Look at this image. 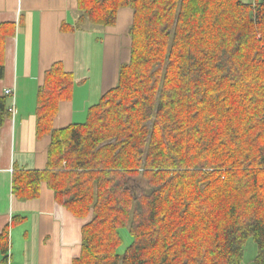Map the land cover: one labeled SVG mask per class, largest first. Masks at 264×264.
<instances>
[{"label":"trees","instance_id":"16d2710c","mask_svg":"<svg viewBox=\"0 0 264 264\" xmlns=\"http://www.w3.org/2000/svg\"><path fill=\"white\" fill-rule=\"evenodd\" d=\"M77 2L63 30L113 28L132 10L129 60L85 123L62 129L74 74L62 62L45 72L36 136L49 139L47 167L16 171L14 196L37 200L46 184L88 220L72 264H243L249 239L264 264V0ZM14 35L0 24V80ZM11 106L0 96V134ZM8 240L7 227L5 255Z\"/></svg>","mask_w":264,"mask_h":264},{"label":"crops","instance_id":"0c3cea01","mask_svg":"<svg viewBox=\"0 0 264 264\" xmlns=\"http://www.w3.org/2000/svg\"><path fill=\"white\" fill-rule=\"evenodd\" d=\"M77 1L0 0V24L15 25V35L6 44L0 96L14 91L16 108L0 134V235L9 229V249L3 254L1 244L0 264H72L80 256L82 227L88 220L58 205L46 184L37 200L24 201L13 194L16 171L47 167L49 139L36 136L37 94L45 72L62 62L74 74L72 98L61 103L56 129L85 123L89 108L114 86L108 74L124 52L120 25L123 20L131 23L132 10H122L113 28L63 30L64 24L73 27L77 22ZM94 61L103 65L101 79L95 81ZM16 217L25 220L12 226Z\"/></svg>","mask_w":264,"mask_h":264},{"label":"rangeland","instance_id":"374dc122","mask_svg":"<svg viewBox=\"0 0 264 264\" xmlns=\"http://www.w3.org/2000/svg\"><path fill=\"white\" fill-rule=\"evenodd\" d=\"M120 27H121L120 28L121 30H120L119 36H121L122 41H123L122 43L124 47V52L118 57V59H116V66L114 65V67H112L111 70L109 71L110 74H108L112 78V84L114 85L113 87L117 85V81H118V74H119L120 67L118 68L117 64H120V63L123 64V63L128 62L129 56H130V38L128 36L130 24L128 25V22L123 20ZM94 29L98 31L99 29H104V28H99V29L94 28ZM95 42H97L96 39H95ZM100 43L102 44V41H100ZM94 50H96V48H94ZM94 55L97 58L96 52H94ZM93 65H94L93 66L94 67L93 68V77H94L93 79L95 81L96 79H101L103 65L102 64L99 65L96 61H94ZM121 233H122V237L124 240V244L119 249V254L122 256L125 250L127 249V247L131 244L132 238L129 235L127 230H123ZM256 255H257V246L252 239H249L244 246L243 264H253Z\"/></svg>","mask_w":264,"mask_h":264},{"label":"built area","instance_id":"2783aa9c","mask_svg":"<svg viewBox=\"0 0 264 264\" xmlns=\"http://www.w3.org/2000/svg\"><path fill=\"white\" fill-rule=\"evenodd\" d=\"M5 95L11 97V99H12V106H11V109L10 110H11L12 115H14L16 113V108H15V93L12 90H7L6 93H5Z\"/></svg>","mask_w":264,"mask_h":264}]
</instances>
